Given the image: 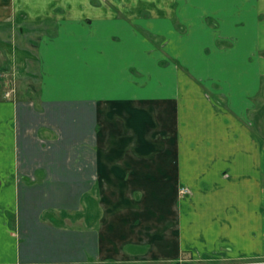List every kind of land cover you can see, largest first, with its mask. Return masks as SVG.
Returning a JSON list of instances; mask_svg holds the SVG:
<instances>
[{"label": "crops", "instance_id": "obj_1", "mask_svg": "<svg viewBox=\"0 0 264 264\" xmlns=\"http://www.w3.org/2000/svg\"><path fill=\"white\" fill-rule=\"evenodd\" d=\"M26 23L47 29L41 99L0 111V264H253L264 254V0H0V32ZM146 42L170 60L164 70ZM107 104L151 142L171 134L175 174L139 161L161 147L140 151L131 138L112 150L128 162L108 161ZM18 119L53 145L16 135ZM161 183L173 187L168 214Z\"/></svg>", "mask_w": 264, "mask_h": 264}, {"label": "rangeland", "instance_id": "obj_2", "mask_svg": "<svg viewBox=\"0 0 264 264\" xmlns=\"http://www.w3.org/2000/svg\"><path fill=\"white\" fill-rule=\"evenodd\" d=\"M87 29V28H85ZM11 34L7 36L3 32H0V111L2 112L1 115H8L9 111L8 109L13 108V105L17 106L19 104L27 105L29 109H35V104L41 99V85H42V75L37 73L38 67L37 65L40 63V57H37V51H38V43L41 39V36L43 33L47 32V29L45 27L37 28L36 26H31L29 24H24L23 26H16L14 30H10ZM146 59L149 60L150 63H155L156 67L160 70H164L163 68L166 67V65L170 62L168 57L164 58L161 57L158 58V54L156 52V49L152 46L151 43L146 42ZM158 48H161L163 52H166V47L168 44H165L163 42H158L156 44ZM167 54V52H166ZM162 56H164L162 54ZM156 58V59H155ZM132 59V58H131ZM177 60V59H176ZM133 61V60H131ZM148 64V63H147ZM180 65V62L178 63ZM177 65V66H178ZM150 66V65H149ZM148 68V67H146ZM136 69L135 71H137ZM146 69V76L150 75ZM162 73V72H161ZM151 78V76L149 77ZM10 104V106H8ZM111 106L107 104L105 107L108 112H112L115 117H110L108 121L105 123V133L104 137L101 139L102 142V149L105 153H107L108 161L110 163L112 162H121L125 163L128 162V158H121V154H113L112 150H117V152H120L123 148L127 146V140L130 138V145L133 143L132 146L140 147V151H143V147L146 146V152L150 150V147H153L154 149L161 147V152L153 151V153H150V151L144 156H140V160L142 163H147V165L151 164L152 167H154V171L160 173V171L164 172L166 169V174H175V172L171 171L170 168H173V161H172V151L171 148L173 147V143L171 145V134L169 135L168 131H163L162 134H160V138L158 140H153L151 142L148 140V138H144L143 135L136 134L134 131V126L131 123H126V116L122 117L124 115L122 112L121 106ZM150 107V105H148ZM148 108V107H147ZM169 107H159L158 109L164 110ZM122 110V111H121ZM11 113V112H10ZM162 111H160V114ZM12 114V113H11ZM30 115V114H29ZM29 115H25V118L29 117ZM31 116V115H30ZM113 119H116L114 121ZM114 121V122H113ZM9 124V123H8ZM7 124V126H8ZM30 126V125H29ZM28 123L25 121H20L18 119L16 121V126L12 127L10 130L16 131V135L22 136L24 139L25 137H29L30 139L27 140L28 142H34L40 146H42L45 150L46 148L49 149L51 145H53L54 141L53 139H47L43 136H40L38 134L35 135L37 126L29 127ZM128 126V128H127ZM133 126V128L131 127ZM150 127V124H149ZM136 130V129H135ZM134 131V132H132ZM168 133V134H167ZM148 136L151 137V134L148 133ZM170 137V139L168 138ZM137 137V138H136ZM143 139L145 143L143 142ZM170 140V142H169ZM62 142V141H61ZM14 146L13 143L11 144V147ZM149 149V150H148ZM109 154V155H108ZM12 156V162H18L20 163V155L17 154V151L15 152V146L13 149ZM126 157V156H125ZM136 158V156H133ZM133 157L129 156V162H133ZM17 160V161H16ZM175 164V163H174ZM159 166L162 170L159 169ZM16 172V171H15ZM14 172V173H15ZM161 172V174H162ZM2 174V173H1ZM16 174V173H15ZM17 178L23 174L21 170L17 171ZM3 175L6 179L13 178V172L7 171L3 172ZM168 183V182H167ZM163 183H161L162 185ZM156 190V189H155ZM173 190V187L171 185L167 184V186H164V184L160 187V195L162 198V202H160L161 206V212L162 214H168L169 209L165 208V204H168V201L171 202L172 197H168L169 195H172L171 192ZM179 195L184 194H190L191 190L187 188L186 186H179L176 188ZM149 194L151 195L152 189L149 188ZM152 197H150V200ZM165 199V201H163ZM151 205V203L149 204ZM180 205V204H179ZM172 212V211H171ZM164 220L162 221V226L164 225ZM164 228V227H163ZM165 238H163V243H168L167 239L168 237L173 238V233L169 232V230H162ZM259 253V252H258ZM257 253L258 257L253 260V264H264V254L260 256ZM190 255V254H188ZM220 255V254H219ZM214 256V255H213ZM189 257V256H188ZM249 260H239V264H247ZM233 261L231 259H228L224 256V258H216L209 259H197L196 257H189L187 260H183L176 264H229ZM162 264H171L169 262H164ZM238 264V263H237ZM249 264V263H248Z\"/></svg>", "mask_w": 264, "mask_h": 264}]
</instances>
